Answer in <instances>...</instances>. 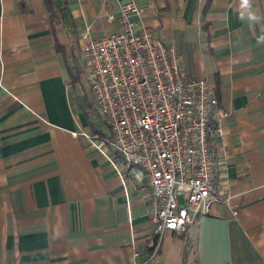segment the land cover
<instances>
[{
    "label": "crops",
    "instance_id": "obj_1",
    "mask_svg": "<svg viewBox=\"0 0 264 264\" xmlns=\"http://www.w3.org/2000/svg\"><path fill=\"white\" fill-rule=\"evenodd\" d=\"M134 1L145 5L134 28L171 43L217 101L208 211L165 231L157 264H264V0ZM114 10L0 0V264H116L153 237L145 174L82 135L107 129L80 47L116 28L104 18Z\"/></svg>",
    "mask_w": 264,
    "mask_h": 264
},
{
    "label": "built area",
    "instance_id": "obj_2",
    "mask_svg": "<svg viewBox=\"0 0 264 264\" xmlns=\"http://www.w3.org/2000/svg\"><path fill=\"white\" fill-rule=\"evenodd\" d=\"M114 1L115 10L104 18L115 20L116 28L80 47L86 85L107 132L82 135L103 155L112 149L124 165L136 168L138 178L143 172L154 197L147 250L116 264H157L165 231H181L195 214L208 211L213 172L206 137L219 133L217 121L208 122L217 101L203 78L187 75L176 63L171 43L150 27L134 28L131 16L141 15L144 4Z\"/></svg>",
    "mask_w": 264,
    "mask_h": 264
},
{
    "label": "rangeland",
    "instance_id": "obj_3",
    "mask_svg": "<svg viewBox=\"0 0 264 264\" xmlns=\"http://www.w3.org/2000/svg\"><path fill=\"white\" fill-rule=\"evenodd\" d=\"M98 126L101 127L102 126V122L98 121ZM95 137V136H93Z\"/></svg>",
    "mask_w": 264,
    "mask_h": 264
}]
</instances>
